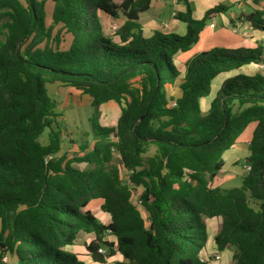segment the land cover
I'll list each match as a JSON object with an SVG mask.
<instances>
[{
  "label": "trees",
  "instance_id": "16d2710c",
  "mask_svg": "<svg viewBox=\"0 0 264 264\" xmlns=\"http://www.w3.org/2000/svg\"><path fill=\"white\" fill-rule=\"evenodd\" d=\"M177 1L186 9L177 14L186 34L145 38L138 14L149 0H0V258L83 264L65 248L79 233H93L86 249L118 253L124 260L119 264H205L199 258L207 240L204 221L216 218L214 243L218 251L232 252L229 264H264V72L226 80L206 114L199 105L217 75L252 63L264 67V49L194 54L171 106L165 89L178 77L175 56L190 51L210 16L223 10L215 7L195 20L189 0ZM98 12L125 18L115 32L117 43L103 35ZM262 17L252 12L244 19L264 31ZM61 32L70 36L66 50L58 48ZM51 83L88 95L95 109L119 106L116 128L89 119L95 142L75 160L91 165L86 171L56 158L61 133L57 104L45 88ZM252 123L245 160L250 170L240 187H212L223 153ZM45 129L48 143L42 145ZM150 145L154 153L144 158ZM111 148L132 170L131 185L143 188L139 199L147 222L111 164ZM92 201H99L109 224L90 212ZM106 233L115 245L102 241Z\"/></svg>",
  "mask_w": 264,
  "mask_h": 264
},
{
  "label": "crops",
  "instance_id": "0c3cea01",
  "mask_svg": "<svg viewBox=\"0 0 264 264\" xmlns=\"http://www.w3.org/2000/svg\"><path fill=\"white\" fill-rule=\"evenodd\" d=\"M189 2L192 7V18L195 20L201 19L208 10L215 7H222L223 10L210 16V18L206 21L205 28L199 35L197 44L190 51L179 53L175 56L172 63L178 71V77L175 79L173 86H168L166 88V95L170 102H174L176 98L179 97V91L177 88L183 81L185 70L184 64L194 54L203 51H209L214 48L233 50L255 49L257 47H261L264 49V31L253 29L251 24L244 19L246 15L252 12H260L263 14L262 19L264 20V0H189ZM185 10V6L177 0H149L148 9L138 14V23L141 26L143 36L148 38L155 32H160L165 35L174 34L178 36H184L187 32V26L185 23L177 19V14L184 13ZM98 17L102 25L103 35L111 38L117 43L118 39L110 28L114 24L119 28L123 24L125 18L120 16L118 19H113L103 12H98ZM211 24H213V27H210ZM263 72L264 69H260L259 65L252 63L244 65L230 72L221 73L214 77L210 83L209 95L205 98H202L201 104H199L202 114H206L208 112L211 101L217 96L226 80L237 75L254 76L257 73ZM53 84L54 83H51V85ZM51 88L52 86L48 88V90ZM66 88L68 90V97L70 98H68L67 102L73 104L76 107L79 100V92L71 87ZM212 90L214 91L212 92ZM109 103L112 107L120 112L119 106L117 104L114 102ZM240 137L233 147L223 153L222 167L219 173L213 178V187L219 189L234 188V182L238 179L241 181L242 176L245 174V160L249 156L247 143L251 138L245 136L243 138V142H240ZM92 146L93 144L90 147L81 148V154H74L73 156H84L91 151ZM150 149H152V154L145 156V158L153 155L155 150L154 146H151ZM65 151L76 153L77 149L76 146H73L70 148V150H65L61 141L60 151L56 155V158L62 157L65 161L72 162L71 166L80 171H86L91 168V165L86 162L84 163H86L87 167H90L84 168L85 164L82 166L78 164L75 165V160L70 159L73 156H70L68 153L65 154ZM148 152H146V154H148ZM137 188V194L139 195L141 194L143 188ZM95 202L94 208L90 209L91 206L89 204L88 209L99 223L103 225L109 224L110 216L107 213L100 211L99 201ZM204 222L206 226L207 240L205 247L201 251L199 257L204 258L203 263L205 264H229L232 257V252H220L217 250V247L214 243V236L216 235L218 225L217 219H205ZM94 239L95 236L93 233H79L73 245L66 247L65 250L75 255L77 259L83 264H119L124 262L120 254L107 253V250L103 247L100 248L105 249L106 255L104 257L102 256V262L97 261L93 257L94 253H90L86 249V246L93 242ZM102 241L111 243L113 245L116 243L115 237L108 233L104 235ZM215 255H219L220 259L214 260L213 256ZM8 264H15V262L9 257Z\"/></svg>",
  "mask_w": 264,
  "mask_h": 264
},
{
  "label": "rangeland",
  "instance_id": "374dc122",
  "mask_svg": "<svg viewBox=\"0 0 264 264\" xmlns=\"http://www.w3.org/2000/svg\"><path fill=\"white\" fill-rule=\"evenodd\" d=\"M46 7H47L46 8V13H47L46 25L49 27L51 26V20L49 18V14L52 9V5L50 1L48 2ZM58 28H59L58 26H55L53 28L52 36L55 35ZM59 38H60V44L58 48L61 50H66L70 43V36L66 34L65 32H61L59 35ZM137 81H138L137 79L134 81V85H137ZM51 86L52 88L48 90V88H50ZM66 87L68 86H65L60 83H54L53 85L46 84L45 86L48 96L51 99H53L55 102H57V107L55 109V113H56L55 121H56L57 129L61 133L60 140L62 141L63 148H65V150L66 149L70 150V148H72L73 146H76V149H77L76 153L65 151L66 152L65 154L68 153L70 156H73L74 154H81V151H82L81 148L90 147L95 142V138L92 136V133H91V124L89 122V119L91 117H95L102 127L116 128L118 125L120 112L114 107H112L110 103H107L101 107H98L97 109L91 107L90 98L88 97V95H85L81 93L80 91H78L79 100L77 102V106L75 107L73 104L67 102L69 97H68V90ZM213 91L214 90H212V92ZM199 104H201V100H199ZM233 111L234 112L237 111L236 107L233 108ZM254 127H255L254 123H252L250 126L248 125V127L243 131L240 137V142H243V138L245 136L246 137L248 136L251 138ZM49 131H50L49 129H45L44 132L40 135L38 139L40 144L46 145L48 143ZM150 148H151V145L148 147L147 152L148 151L149 152L148 154L145 153L146 155H144V158L145 156L152 154V149ZM81 157L82 156H77V157L73 156L70 159L77 160ZM74 162H75V165L78 164L80 166L85 164L84 168L90 167V166L87 167L86 163L84 162H79V161H74ZM111 164H113L119 169L121 181L123 183H126V177H127L126 172H125L126 170L120 162V157L116 156V154H113ZM210 184L213 187V180L211 181ZM233 185L234 187H240L241 185L240 179L236 180ZM128 186L134 195H138L137 187H134L132 185H128ZM95 203H96L95 201H92L90 203V206H91L90 209L94 208ZM249 204L254 209H257L258 207V204L256 201L249 200ZM139 210L141 211V214L144 220L147 222V213L144 211L142 206L140 207Z\"/></svg>",
  "mask_w": 264,
  "mask_h": 264
},
{
  "label": "built area",
  "instance_id": "2783aa9c",
  "mask_svg": "<svg viewBox=\"0 0 264 264\" xmlns=\"http://www.w3.org/2000/svg\"><path fill=\"white\" fill-rule=\"evenodd\" d=\"M210 27H213V24H211ZM110 29H111L112 32L115 33V32L118 30V26L114 24V25L111 26ZM259 67H260V69H264V67H263L262 65H259ZM170 105L173 106V105H174V102H170ZM111 153L116 154V156H119L118 153L116 152V150H115L114 148H111ZM125 170H126L125 172H126V175H127V177H126V184H127V185H131V183H130V179H129V178H130V176L132 175V170H127V169H125ZM249 170H250V167L247 166V165H245V166H244V171H245V173H247ZM131 201H132V203H133L138 209H140V207L142 206V205H141V201H140V199H139V195H134L133 193H131ZM97 253H98L99 255L103 256V257L106 255V253H105V249H103V248H99L98 251H97ZM199 258H200V261H201V262H204V258H202V257H199ZM213 259H214V260H219V259H220V258H219V255H215V256H213ZM0 261H1L3 264H8V263H9V256H8L7 254L1 256ZM111 264H115V263H111Z\"/></svg>",
  "mask_w": 264,
  "mask_h": 264
},
{
  "label": "water",
  "instance_id": "95a60500",
  "mask_svg": "<svg viewBox=\"0 0 264 264\" xmlns=\"http://www.w3.org/2000/svg\"><path fill=\"white\" fill-rule=\"evenodd\" d=\"M93 257H94L97 261H99V262H102V261H103V257L100 256L98 253H94V254H93Z\"/></svg>",
  "mask_w": 264,
  "mask_h": 264
}]
</instances>
